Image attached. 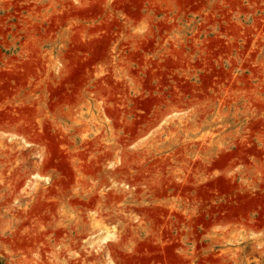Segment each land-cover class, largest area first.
Listing matches in <instances>:
<instances>
[{"label":"rangeland","instance_id":"1","mask_svg":"<svg viewBox=\"0 0 264 264\" xmlns=\"http://www.w3.org/2000/svg\"><path fill=\"white\" fill-rule=\"evenodd\" d=\"M0 264H264V0H0Z\"/></svg>","mask_w":264,"mask_h":264},{"label":"bare ground","instance_id":"2","mask_svg":"<svg viewBox=\"0 0 264 264\" xmlns=\"http://www.w3.org/2000/svg\"><path fill=\"white\" fill-rule=\"evenodd\" d=\"M23 126V125H22ZM27 129V128H26Z\"/></svg>","mask_w":264,"mask_h":264}]
</instances>
